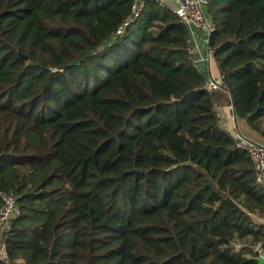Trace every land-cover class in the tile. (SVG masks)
<instances>
[{"label": "trees", "instance_id": "trees-1", "mask_svg": "<svg viewBox=\"0 0 264 264\" xmlns=\"http://www.w3.org/2000/svg\"><path fill=\"white\" fill-rule=\"evenodd\" d=\"M204 8L227 92L159 0H0V191L18 210L0 264H257L264 186L216 106L264 137V0Z\"/></svg>", "mask_w": 264, "mask_h": 264}, {"label": "built area", "instance_id": "built-area-1", "mask_svg": "<svg viewBox=\"0 0 264 264\" xmlns=\"http://www.w3.org/2000/svg\"><path fill=\"white\" fill-rule=\"evenodd\" d=\"M160 2L162 0H159ZM206 4V0H179V3L173 8V11L183 19V21L188 25L189 29V48L188 52L192 53L191 48L192 30H190V25L193 27L203 30L210 34L216 27L215 21L207 16L203 10ZM141 2H136L132 6V15L123 22L122 26L119 27L117 33H121L123 28L131 21L136 18L141 10ZM208 52L210 50L208 48ZM205 88L208 92L212 93L223 89L221 85V77L215 78L211 74L205 80ZM235 143L239 148L244 149L251 158L253 168L255 171L256 182L264 186V139L254 140L246 135L240 128L236 129ZM1 207H0V255L4 256V245L1 241L2 233L7 231L9 221L11 217L18 213L15 197L9 193L0 191ZM264 223V219H260ZM253 250L258 256L264 257V248L261 242H258Z\"/></svg>", "mask_w": 264, "mask_h": 264}, {"label": "crops", "instance_id": "crops-1", "mask_svg": "<svg viewBox=\"0 0 264 264\" xmlns=\"http://www.w3.org/2000/svg\"><path fill=\"white\" fill-rule=\"evenodd\" d=\"M161 3L169 5L173 9L179 3V0H162ZM203 10L205 12V8H203ZM189 27H190V30H192L191 32H192V38H193L191 42V48L193 49L191 53V58H192L193 63L203 73L205 80H207L210 74L215 78H219L220 73H219L218 67L213 57L211 56V54L208 52L209 34L203 30L193 27L192 25H190ZM220 91L227 92L224 89H220L215 92H220ZM216 111L220 117L221 125L227 131H229L234 137L236 135V129L238 128H240L246 135L249 136V134L245 130L246 127L242 125L241 123H237V121L235 120L232 106L230 104L229 96L226 102H220L216 106ZM249 137L254 140H259L251 136Z\"/></svg>", "mask_w": 264, "mask_h": 264}, {"label": "rangeland", "instance_id": "rangeland-1", "mask_svg": "<svg viewBox=\"0 0 264 264\" xmlns=\"http://www.w3.org/2000/svg\"><path fill=\"white\" fill-rule=\"evenodd\" d=\"M257 126L260 128V130H262V132H263V134H264V117H261V118L257 121ZM245 130H246V132L249 134V136H251V137H253V138H255V139H259V140H263V139H264V137L261 138V137H256V136H254L253 134H251V133L248 131L247 128H246Z\"/></svg>", "mask_w": 264, "mask_h": 264}, {"label": "water", "instance_id": "water-1", "mask_svg": "<svg viewBox=\"0 0 264 264\" xmlns=\"http://www.w3.org/2000/svg\"><path fill=\"white\" fill-rule=\"evenodd\" d=\"M23 58H26V56L22 55ZM257 264H264V257L263 256H258L257 257Z\"/></svg>", "mask_w": 264, "mask_h": 264}]
</instances>
